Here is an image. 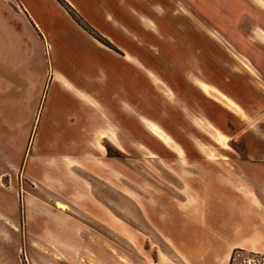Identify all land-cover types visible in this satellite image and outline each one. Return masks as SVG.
<instances>
[{"label": "rangeland", "instance_id": "1", "mask_svg": "<svg viewBox=\"0 0 264 264\" xmlns=\"http://www.w3.org/2000/svg\"><path fill=\"white\" fill-rule=\"evenodd\" d=\"M4 1L20 35L4 65L36 86L21 79L0 98V264H264L229 245L259 223L256 200L237 205L236 193L260 187L264 0H148L164 7L147 13L161 47L150 40L132 98H112L101 133L85 136L91 149L73 155L72 136L51 133L64 114L45 77L81 82L87 71L94 90L90 49L49 5L28 40Z\"/></svg>", "mask_w": 264, "mask_h": 264}, {"label": "crops", "instance_id": "2", "mask_svg": "<svg viewBox=\"0 0 264 264\" xmlns=\"http://www.w3.org/2000/svg\"><path fill=\"white\" fill-rule=\"evenodd\" d=\"M82 19L94 32L103 39L109 46H105L92 36L83 31L71 18L57 0H15L17 8H14L17 17V25L23 29V35L31 40V35L36 37L37 31L42 34L39 27L40 22L51 20L46 14H41L37 10L40 5H49L67 19L79 34L80 38L86 43L90 50L89 68L97 71L100 75L95 83V88L87 89L90 83L88 72L83 71L82 81H74L55 71L45 77L48 85L56 86V101L52 107L54 111L62 112L64 118L54 120V127L51 128L52 134L72 136V149L68 155H73L75 151H87L92 145L90 139L85 136H94L101 133L102 110L110 109L112 98L124 97L132 98L134 60L144 66L149 62L148 48L150 40L157 41L159 37L153 38L149 31V22L157 23L156 19L151 18L147 13L152 11L154 15L160 16L161 7L158 3L148 4V0H62ZM3 7L8 2L1 0ZM151 6V7H150ZM159 22V21H158ZM0 98L6 86H15L24 80V84L29 82V87L36 86L31 82V72L28 70L29 78L26 74L19 75L20 70L13 67L6 69L4 65V52L13 50L19 42L20 35L18 29L10 25V21L0 15ZM163 27V26H162ZM6 34V37H5ZM35 72V69H33ZM52 72V71H51ZM80 74V73H79ZM22 77V78H21ZM87 83V84H86ZM31 91V88H30ZM30 93V92H29ZM23 98H26L23 97ZM29 98V97H28ZM31 98V97H30ZM66 98V99H62ZM96 102V106L93 104ZM115 117V116H114ZM56 118V117H55ZM61 119H64L63 124ZM35 120V117H34ZM33 127V125H32ZM31 133V131H30ZM264 155V153H263ZM260 167L254 181L260 187L254 191H243V195L236 193L237 205H253L247 197L251 195L256 200L255 208L259 211L258 216H253L255 222H259L255 227H246L239 230L245 235L240 239H231L229 245L231 251L247 249L249 251L264 254V159L259 161ZM32 174V172H31ZM30 174V176H32ZM35 174V173H34ZM33 174V175H34ZM241 178V176H239ZM231 231V230H230ZM218 241L225 244L226 239ZM230 256H228L229 261Z\"/></svg>", "mask_w": 264, "mask_h": 264}, {"label": "trees", "instance_id": "3", "mask_svg": "<svg viewBox=\"0 0 264 264\" xmlns=\"http://www.w3.org/2000/svg\"><path fill=\"white\" fill-rule=\"evenodd\" d=\"M58 3L60 4L61 7H63L66 12L68 13V15L70 16V18L83 30L85 31L87 34H89L90 36H92L94 39H96L97 41H99L100 43L104 44L105 46H109V44H107L103 39H101L95 32H93V30L87 25L85 24L80 17L69 7L67 6L62 0H57Z\"/></svg>", "mask_w": 264, "mask_h": 264}, {"label": "bare ground", "instance_id": "4", "mask_svg": "<svg viewBox=\"0 0 264 264\" xmlns=\"http://www.w3.org/2000/svg\"><path fill=\"white\" fill-rule=\"evenodd\" d=\"M149 125H150V127H152V128H156V126H154V124L153 123H148ZM157 128H158V126H157ZM157 130V129H156ZM158 131V130H157ZM161 133V132H160ZM56 207L57 208H59V209H61V210H63L64 208H65V206L63 205V204H61L60 202H57L56 203Z\"/></svg>", "mask_w": 264, "mask_h": 264}]
</instances>
